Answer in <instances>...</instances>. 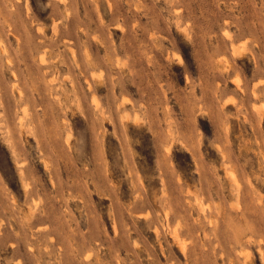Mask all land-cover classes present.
<instances>
[{"label":"rangeland","instance_id":"1","mask_svg":"<svg viewBox=\"0 0 264 264\" xmlns=\"http://www.w3.org/2000/svg\"><path fill=\"white\" fill-rule=\"evenodd\" d=\"M0 264H264V0H0Z\"/></svg>","mask_w":264,"mask_h":264}]
</instances>
